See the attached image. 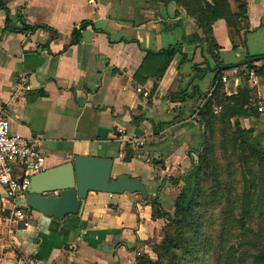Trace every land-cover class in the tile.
I'll return each instance as SVG.
<instances>
[{"label":"crops","instance_id":"0c3cea01","mask_svg":"<svg viewBox=\"0 0 264 264\" xmlns=\"http://www.w3.org/2000/svg\"><path fill=\"white\" fill-rule=\"evenodd\" d=\"M240 1L247 20L232 43L224 21L212 25L219 62L234 65L221 73L228 80L222 91L253 89L257 115L237 121L264 133V72L253 86L245 66H235L264 56V0ZM229 3L236 11L234 0ZM202 39L195 21L166 0H0V117L13 134L37 142L44 157L38 173L56 170L39 185H63L67 165L80 158L110 161L108 167L85 164L87 183L98 185L108 171L106 183L126 176L146 191L145 197L90 191L81 213L62 220L29 209L23 193L14 203L27 212L30 227L9 235L12 201L0 187V264H134V246L159 241L162 222L152 218L151 204L161 198L164 177L188 168L187 150L200 143L190 113L213 87L214 62L197 42ZM170 46H180V53L160 78L148 76L147 53ZM195 65L203 77H196ZM253 66L264 68V59ZM117 129L140 145L119 146ZM30 169L18 166L13 175L20 181Z\"/></svg>","mask_w":264,"mask_h":264},{"label":"trees","instance_id":"16d2710c","mask_svg":"<svg viewBox=\"0 0 264 264\" xmlns=\"http://www.w3.org/2000/svg\"><path fill=\"white\" fill-rule=\"evenodd\" d=\"M173 2L175 6L184 9L185 14L195 21L201 32L203 39L197 42L205 45L206 53L214 62L213 87L208 97L204 95L200 98H204L197 115L202 134L198 148L194 151L187 150L186 153L190 171L172 181L173 185L181 182L183 187L174 200V218L169 221L164 240L156 249L157 259L153 261L146 257L138 259L136 264H197L199 253L206 263L243 264L249 254L242 250L247 247L255 251L249 255L254 262L264 263V248L258 246L263 236L260 232L255 233L245 228L251 213L260 212L259 217H264V133L254 135L252 130L240 127L237 121L239 118L257 115L253 110V103L256 102L254 91L245 87L230 96L223 93L221 73L233 68L234 65L223 66L219 62L217 55L219 47L212 35L213 23L222 20L229 31L232 43V34L241 28L240 21L247 20L245 5L240 0H234L236 11H232L229 0H173ZM9 23L5 11V28H8ZM85 26L86 24H81L80 29ZM77 32L74 31L73 34L78 38ZM180 48L170 46L159 52H148L143 69L150 70L148 76L160 78L174 56L180 53ZM262 59L264 56H250L235 66H245L243 72L245 78H248V72L252 71L259 79L263 77L264 68H257L253 63ZM201 65L207 68L209 64L203 59ZM199 66H193L197 78L203 77L205 73ZM172 100L176 102L181 98ZM192 113L193 109L190 116ZM253 164L259 171L257 176L250 168ZM231 167H235V175L240 176L243 185V190L241 189L238 194L230 182L232 181L230 177L234 175ZM225 168L231 173L227 175L230 181L223 185L217 176L223 174ZM202 176L210 177L212 185L207 192L209 195L202 198L203 202L199 200V196H203L204 193L200 188ZM218 193H222L223 196L211 202L213 196L216 197ZM219 202L222 204L206 215L209 206L217 205ZM202 207L205 209L204 212L201 210ZM151 209L153 213L152 204ZM206 227L213 228L212 237L215 238L208 237V240L217 242L216 254L212 257L209 256L210 251L206 247L202 249L201 246L205 234L202 229ZM235 230L237 234L233 235ZM248 240L253 245L242 246L243 241ZM204 243L206 244L207 240Z\"/></svg>","mask_w":264,"mask_h":264},{"label":"built area","instance_id":"2783aa9c","mask_svg":"<svg viewBox=\"0 0 264 264\" xmlns=\"http://www.w3.org/2000/svg\"><path fill=\"white\" fill-rule=\"evenodd\" d=\"M248 75L251 85L257 86L259 80L252 71L248 72ZM221 83L222 85L228 83L225 76H221ZM209 94L206 96L208 97ZM203 103L204 98L200 99L193 109L191 115L193 120H198V109ZM257 111L262 113L263 109L259 107ZM116 142L121 147H138L140 145L138 139L128 136L123 129H117ZM27 164L31 165L30 171L24 172L22 179L18 181L13 175L14 168ZM43 164L44 157L38 150L37 142L13 134L10 130L9 120L0 117V187L4 190L5 196L12 201L10 213L5 219L6 232L9 235L30 227V218L27 212L22 208L16 207L14 202L17 197L25 193L31 175L38 173Z\"/></svg>","mask_w":264,"mask_h":264},{"label":"water","instance_id":"95a60500","mask_svg":"<svg viewBox=\"0 0 264 264\" xmlns=\"http://www.w3.org/2000/svg\"><path fill=\"white\" fill-rule=\"evenodd\" d=\"M100 164L108 167L110 161H89L85 159L75 158L71 164L67 165L69 169L68 181L60 186L43 188L39 182L54 175L56 170L50 172H40L31 175L29 184L23 195L27 207L29 209L47 217H53L62 220L68 215L80 214L83 208L81 200L86 198L90 191L101 190L107 194H119L123 191L141 193L143 197L146 195L143 184L138 179H129L126 176L118 177L112 183H106V175L104 172L103 179L98 185L87 183L85 180L84 165Z\"/></svg>","mask_w":264,"mask_h":264},{"label":"rangeland","instance_id":"374dc122","mask_svg":"<svg viewBox=\"0 0 264 264\" xmlns=\"http://www.w3.org/2000/svg\"><path fill=\"white\" fill-rule=\"evenodd\" d=\"M167 3H169L171 6L176 7L183 15H185V17H189L188 15L185 14V11L182 7L178 6V5H174L173 0H166ZM191 18V17H189ZM197 123L199 122L198 120H195ZM199 125V123H198ZM200 127V125H199ZM258 130V128H254L252 131L254 132V135H257L258 133L256 132ZM202 134V128L200 127V136ZM224 163V162H223ZM221 165V164H220ZM254 173L255 176H257V172L258 169L256 168V166L253 164L252 167H250ZM190 168H186L184 170V172L182 174H177L175 172H171V174L168 177H164L163 182H162V186H161V198L160 200L157 202H153L152 205H154V212L152 213V218L154 220H160L162 222V226H161V230H160V236H159V241L157 242H153L150 245H139V246H134V264H136V261L139 259H144L146 257H148L151 260H156L157 259V252L156 249L160 246V244L163 242L164 240V236H165V230L169 225V221L172 220L174 218V208H173V204H174V200L175 198L179 195L183 184L181 182H177V185H173L172 181L178 177L183 176L185 173H188L190 170ZM231 169H234L235 167H231ZM243 170V169H242ZM241 171V170H240ZM229 173H231L229 171L228 168H225L224 173L220 174L217 176V179L219 182H221L223 185L228 184V180L227 179V175H229ZM237 174H239V172H236ZM232 179L233 183V187L234 189H236L237 194L240 193L241 189L243 190V185L242 182H240V176H236L235 172L234 175H232L230 177ZM210 177L207 176H202L200 179V188L202 189V191H204L203 196H199V200L202 201V198L206 197L207 195H209L208 189L209 187H211V183H210ZM219 195V196H218ZM223 196L222 193H218L217 196H213V200H211V202H214L215 200H217L218 197ZM203 202V201H202ZM222 204V202H219L217 205L211 204L209 206V210L206 212V215H208L210 213V211L215 210L216 208H218L220 205ZM202 212H204V208H201ZM256 211V210H255ZM260 212H253L250 214L249 219H247V223L245 228L252 230L253 232L257 233L260 232L261 235L263 236V239L260 240L258 246H261L264 248V225H262V220L264 219L263 216L259 217ZM212 229L213 228H209L206 227L204 229H202V232L204 231V236L202 237L201 240V246L202 249L204 247H206L209 251L210 254L209 256L212 257L213 255L216 254V246H217V242H211V240H208V237H210L211 239H215L214 237H212ZM234 230V229H233ZM216 234V233H215ZM237 234V230H235L234 234ZM207 240V243L205 244L204 241ZM250 246L253 245V243L248 241H243V245L242 246ZM137 248V249H136ZM242 251H247V253L249 255L255 253L254 250L250 249L249 247L244 248ZM246 256L244 263L243 264H264L261 263L259 261L254 262V260L250 257V256ZM225 259V258H224ZM197 264H211V263H206L204 262V258H201L200 253L198 254V259H197Z\"/></svg>","mask_w":264,"mask_h":264}]
</instances>
